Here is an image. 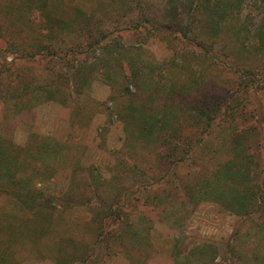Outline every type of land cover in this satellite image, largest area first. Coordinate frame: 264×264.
<instances>
[{
	"label": "rangeland",
	"instance_id": "obj_1",
	"mask_svg": "<svg viewBox=\"0 0 264 264\" xmlns=\"http://www.w3.org/2000/svg\"><path fill=\"white\" fill-rule=\"evenodd\" d=\"M40 1L0 0V76L10 88L19 87L15 97L0 101V264H178L176 247L222 243L236 230L242 252L235 262L254 264L245 252L255 258L264 244L258 216L240 217L219 203L165 199L156 209L141 203L125 208L122 220L134 219L142 239L110 238L108 249L99 247L97 226L108 214L104 202L112 206L127 192L131 204L140 187H160L166 170L195 183L236 149L254 155L253 169L264 181V52L254 50L247 32L264 15V0H248L242 14L233 13L217 41L205 35V12L192 14L185 0H172L181 6L177 12H171V0ZM48 10L65 19L87 13L90 39L79 29H55L51 54L24 61L10 46L31 50L37 38L51 43ZM112 42L123 46L122 54L103 50ZM64 65L80 75L69 85L58 78ZM249 83L251 96H240L244 106H230L227 115L234 119L224 122L221 111ZM165 106L176 107L167 108L162 126ZM142 109L161 123L153 135L142 132ZM197 110L214 120L211 126L195 122ZM233 127L242 133L239 145ZM185 139L192 145L179 144L174 153L191 159L163 164L168 141ZM31 192L52 206L31 212L19 199ZM89 200L97 204L78 206ZM106 222L112 234L115 228ZM209 261L192 256L181 264Z\"/></svg>",
	"mask_w": 264,
	"mask_h": 264
},
{
	"label": "trees",
	"instance_id": "obj_2",
	"mask_svg": "<svg viewBox=\"0 0 264 264\" xmlns=\"http://www.w3.org/2000/svg\"><path fill=\"white\" fill-rule=\"evenodd\" d=\"M45 1L46 0L40 2L44 3ZM174 1L177 3L179 0ZM247 2L248 0H185V3H187L185 4V6H189V11L191 13L195 11L205 12L206 19L205 25L203 26L205 35L208 39L211 40L212 38V41H217V37L221 34L222 31H224L225 27L227 26L226 21L229 20L233 13L242 14ZM170 5L172 7L170 9L171 12L173 10H176L177 12L178 8L181 7L180 5L172 4V0L170 2ZM7 11H9L10 14L13 13L8 8ZM44 13L47 17L46 21L49 25H51L47 37L49 38L48 40L51 43H47L45 42V40L37 38V41L35 40L34 43H31V50L26 49L25 46H22L20 44H18L19 46L16 45V42H13L14 44H12L11 46V43L8 44L10 48H15V50L20 52L21 58L24 61L34 62L36 60L35 58L45 56L46 52H48V55H50L51 49H54L55 47L53 45V39L50 38V35H56L55 32L57 29H60L61 31L67 30L71 34H73L76 29H79L76 31L82 30L81 33H83V35L87 36L90 39L89 34L92 30L88 29V21L90 20V18L84 11L79 10L75 17L68 19L57 17L55 16L54 12L49 10L47 11V13ZM81 19L84 20V24L78 23V20ZM172 25L173 27H176L174 21L172 22ZM188 27L194 30L193 25L189 24ZM247 32L253 34V38L256 44L254 50H257L260 53L264 52V15L261 17V20L258 22V24L255 25L253 31L249 30ZM237 35H241V32H236L234 34V36ZM100 43L102 42H98L96 44L98 45ZM104 45L106 46L103 47V50H106L108 53L117 52L119 55L122 54L120 50L123 49V46H120L118 43L112 42L111 44L107 43ZM7 65L11 66L12 63H7ZM64 68L65 71H59L58 78H60L61 80H67L68 85L70 84V81H72V79L80 76L75 72L71 73V69H69L67 65L66 67L64 65ZM8 69L11 70L10 67ZM5 72L7 74V71ZM254 82L255 81H253L252 83ZM7 83L8 82L6 81V78L0 76V101L10 100L11 97L13 98L16 96V94L14 93H17L19 91L18 85L14 88H10ZM28 88L29 87L27 86L25 90ZM251 88V84L249 83L244 84L241 89L236 90L233 97L229 99L230 102H234V104H229L228 102L225 107V113H222L221 111V114L219 115L223 118L224 122L232 123V119H234V117L231 116V119L227 115L228 113H230L228 112L230 110V106L234 107L236 104H239V106L241 107L244 106V101L247 99L248 95H250ZM24 93H29V90H26ZM240 96H245L246 99L239 102L238 100ZM168 107L169 106H165L166 114H164L161 119H158L161 120L162 126H166L168 124ZM175 107L176 106H172L169 108L175 109ZM142 114V132L148 130V132L153 135V132H155V130L161 123H159L158 120L153 121L150 120V118H147L148 113L145 109H142ZM206 117L207 114L204 111L197 110V113L195 115V122H203L206 125L211 126L214 120L208 121ZM234 127L232 134L233 141L237 145H239V143L241 142L242 133H240L241 135L239 136L237 134V128ZM167 144L171 147V150L166 153V155L162 156L161 162L163 164H174L172 158H174L175 160L177 159L176 162L180 165L188 162L189 159H191V155L188 153H181L180 155H177V153H174V151L179 144L191 146L192 141H188V139H185V141L181 140L179 143H176L169 140ZM1 148L2 147L0 144V156H3L4 153ZM234 151L235 155L232 159L221 164L211 174H202V176H200V178L195 183H191L185 177L180 176L177 171L166 170L164 171V175L162 176L160 187L154 188L149 187V185L140 187V190L134 191L131 194V204L128 201L127 192H125L124 194L125 198L117 201L116 204L112 206L104 202V206L106 208L105 210L108 211V214L100 221L99 226H97V242L99 243L100 249L109 248L107 243L110 238L123 243L128 240L134 242L135 240L137 242L141 241L142 235L136 231L135 220L132 218L124 219L125 221L122 220V214L125 208L138 206L139 203H141L142 207H151L156 209L162 207V204H165L167 201L172 202L173 200L178 199L185 205L195 204V206L199 205L201 202L219 203L226 210L240 217L258 216L257 234L261 236L264 235V181H260L261 175L259 174V171L253 169L254 166H256L254 155L252 153H240L239 151H237V149ZM1 161L2 160L0 159V168L2 166ZM6 168L10 172V168H8V166H6ZM94 193H96L95 190ZM19 199L24 206H27L31 209V212H39L42 211L46 206H52L49 205L51 203H49L48 200L38 199L33 194V192H31V194L23 193L21 197H19ZM165 199L167 200L166 202H164ZM82 204L84 206H87L88 208H92L97 204V202H90L89 200V202L78 204V206H81ZM33 207L35 208L33 209ZM260 219L263 220L259 221ZM107 220H110L113 224V227L115 228L112 234L106 232V227L111 226L107 225ZM240 235L241 230H236L234 235L225 242L214 243L207 241L188 249V251H186V248L184 247H181L179 249L178 247H176L174 259L176 262H178V264H181L183 258L184 260H189L190 257L197 256L200 259L206 258L207 261L209 259L210 264H237L235 261L239 259L236 258V255L242 252L240 250L238 242ZM103 244L105 245L103 246ZM260 247L261 249L257 251L255 258H252L250 254L245 252L248 260H252L254 264H264V244H262ZM227 256H229L230 258L227 259Z\"/></svg>",
	"mask_w": 264,
	"mask_h": 264
}]
</instances>
